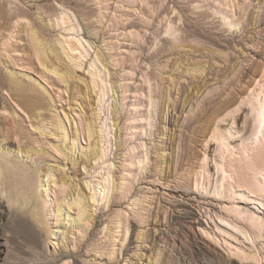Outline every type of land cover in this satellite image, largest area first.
<instances>
[{"label":"rangeland","instance_id":"374dc122","mask_svg":"<svg viewBox=\"0 0 264 264\" xmlns=\"http://www.w3.org/2000/svg\"><path fill=\"white\" fill-rule=\"evenodd\" d=\"M17 2V14L31 20L46 44L66 46L64 38L74 36L85 49L72 40L78 47L70 56L74 62H59L60 68L73 70L64 83L39 64L26 39L25 21L16 23L8 1L0 0V146L4 149V138L10 142L5 124L13 110L32 130L9 91L13 75L42 93L45 100L36 109L22 108L34 118L41 112L38 119L49 129L38 143L22 145L37 149L38 157L18 161L33 178L39 169L44 180L39 196L51 204L49 230H72L64 240L59 233L48 235L34 220L33 198L24 197L25 180L4 172L0 264H59L64 259L67 264H264V239L251 242L260 262L246 261L227 251L219 221L220 215L230 218L227 208L249 210L264 220V200L237 188L232 196L190 189L205 156L212 173L215 146L208 141L217 121L222 117L221 128L237 133L231 143L247 131L245 109L234 126L226 114L264 69V0H72L66 9L57 0ZM41 6L55 7L54 13L65 10L70 22L47 28L36 14ZM67 25L75 31L65 30ZM79 61L81 67H75ZM89 121L95 133L91 139ZM50 122L59 128L52 129ZM98 151L102 160L87 163L91 169L81 166ZM49 169L50 180L65 183L63 194L52 183L45 192ZM85 181H102L107 196L94 220L82 226L76 210L61 201L73 202ZM244 245L251 251L249 243Z\"/></svg>","mask_w":264,"mask_h":264},{"label":"bare ground","instance_id":"6f19581e","mask_svg":"<svg viewBox=\"0 0 264 264\" xmlns=\"http://www.w3.org/2000/svg\"><path fill=\"white\" fill-rule=\"evenodd\" d=\"M7 1H8L9 11L12 12L13 14L14 13L16 14L15 15L16 23H19L20 21H25L24 24L26 27V35H27L26 39L28 38V41L33 50L34 56L36 57L39 64L45 69H47L48 72L56 75L59 79H61V81L66 83L70 75L73 74L71 73V71L73 72V70H70V68L65 67L64 64H63L64 67L62 66L63 68H60L61 66H59V62L63 61V59L65 61V58L69 59L71 55H74L77 53L78 47H75V43L85 49L82 41L77 37L71 36V37L64 38L65 41H69V44H66V46L61 41L51 42V44H46L43 40H41L42 38L39 37L38 32L34 29L31 20L28 21L27 19H25V16L22 15L21 13L17 14V12H19V8L17 6L18 0H7ZM57 1L59 2V7L66 9L65 3L66 2L69 3L72 0H57ZM56 10L57 9H55V7H50L46 9L45 7L41 6L37 8L38 13L36 14L37 16H39L38 18L40 19V22L47 28H54L56 26L61 27V25L68 24L70 21H69V17L67 16V13L65 12V10H62L59 13H54V11ZM64 29L68 31H75V28L71 25H67L66 27H64ZM84 33L89 34L90 32L89 31L87 32V30H85ZM72 40H75L76 42L73 44ZM98 54H99V51L97 50L95 55H96V58L100 60L101 56L100 54L99 55ZM49 55H52L58 61V63H56V61L53 62L49 60ZM73 59L74 58L71 57L70 61L74 62ZM100 63L104 65L103 62H100ZM75 67H81V62L79 61L75 65ZM203 72H205V70L201 69L200 73H203ZM95 77H96V74H93V73L90 76L91 84L93 85V87H95L96 86L95 84H97L96 83L97 81L95 82ZM8 79H9V83H8L9 91L11 92V94L15 96V99L13 98L12 99L15 100L17 107L21 109L20 111L25 113L26 118L31 123L29 124L32 127V130L31 128L29 129L27 125H24L25 120L23 119V117H21V115L17 113V111L13 110L11 112L10 117L7 121L8 124H5L7 125V134L10 136L8 140H10V142L7 141L6 143L7 139L4 138L2 140V141H5V143H3V145H5L4 149L1 148L0 146V175L3 174L4 172L13 173V174H17L21 176L22 177L21 179L25 180L27 192L24 194V197L26 200L33 198L31 212L34 216L35 222L38 225H40L43 229H46L48 235L49 234L53 235L52 238H54L55 235L59 233L60 235L61 234L63 235V240H64L66 239L67 234L71 233L72 230L68 229L67 231H65L66 228L62 231L60 230L50 231L49 230L48 206H50L51 204L48 205V202L44 199V195L41 194L39 196L40 188L44 181L43 178H41V175H39V169H37V175L33 178L29 175V170L25 167H22V165L18 161L19 157L27 158L32 161L33 155L37 156L36 155L38 154L37 149H34L32 146L30 148H26V147L23 148L22 145L24 142H29L32 145L38 143L40 141L38 137L46 136V129H47L46 124L41 123L40 122L41 119H38V117L40 118L41 116V112L39 111L36 112L37 116L34 118L32 115H29L26 112V110H24L23 108L28 109V110L33 109V108L36 109L37 108L36 106L39 105V101L41 100L43 101L45 100V98L42 96V93L40 94V92H38V90H36L33 86L27 85L22 80H20L18 77L10 75ZM100 81L102 82V80ZM245 92H246L245 96L241 97L240 101L237 102L238 104H236V107L233 109H230V111L226 114V116L229 118V120L231 121V124H233L234 126V122H235L234 120L236 119L235 117L237 113L240 110L245 109L244 112H246V117L244 118L243 123L244 125L247 124V131L243 132L242 130L243 134L238 136V138L236 137L237 138L236 143H231V138H233V136L237 133L232 132L233 131L232 127L221 128L220 122L223 121V119H221L222 117L217 121V123L214 125L212 129V132H211V135L208 141L209 143L210 141L214 143V146H215L214 147L215 155L212 158V162H211V165H212L211 172L212 173L211 174L209 173V169L207 168L209 160L205 156L202 159L201 171L195 174L196 178L194 177V179L191 181L190 189L192 187L194 188L205 187L206 189H209L210 191H212V193L216 195L232 196L236 192L234 191V189L237 188V189L243 190V191H239V193L251 194L255 197H259L264 200V137H262L263 132H264V69L259 79L258 80L256 79L253 82L252 87H250ZM113 111L115 113L117 110L115 111V109H113ZM34 119H36V121H34ZM98 119L99 117L96 114L94 117V120L96 121ZM89 124H90V121L87 125L88 127L87 134H88L89 139H91V137L95 133L92 131L94 129L92 130L90 129ZM95 125H97L96 122H95ZM115 125H117V123H115ZM51 127L52 129L57 130V128H59V125L55 124V122H52ZM97 130L98 129H96V134L98 133L97 137H101V134H99L101 130L100 131L99 130L97 131ZM51 132L53 131L50 130V133ZM57 135H53V136L57 137ZM99 139H102V138H99ZM99 139H98V142H100ZM11 143H14V147L13 145H11ZM96 146H99V145H96ZM100 153H102V156L104 155L103 152H100ZM101 158H102L101 156L99 157V151H98V154H94V157L91 159H88L86 162H84L85 161L84 159V161L81 163V166L83 167L88 166L89 169H91V167L87 165V163L92 162L93 160L96 161V159H101ZM46 174L48 178L46 182L47 181L49 182L47 184L48 188L44 189L45 192H47V190H51L50 184L52 183L53 185H56L59 187L58 193L63 194L64 192L63 186L65 185V183L57 182L54 179L50 180L49 178L53 176L50 169H49V172L47 171ZM105 177H108V176H105ZM101 182H98L97 184H92L90 183V181H85L83 187L80 190H78V192L76 193V196L73 202L70 201L71 202L70 203L68 200L61 201V203L65 202L67 207H69V210H71L72 208L76 210L75 213H78L79 220L80 219L82 220L81 221L82 226H85L86 224H88L92 219L94 220V215L97 211L96 207L101 205L103 200H105L107 196L106 186L102 184ZM44 186H46V184H44ZM75 189L76 188H74V190ZM87 211H90V213L86 215L85 213ZM226 211L228 215L230 214L229 219L224 218L222 215L219 216V219H220L219 221L222 222L223 226L220 229L221 231L219 229L218 230L220 232L225 233V235L220 234L221 236L220 238H222L221 242H223L227 251H229V253H232L234 256L236 255L241 259H245V260L251 259V260L260 262L259 260L260 256L258 257L257 252L253 248V244L255 243L251 244V242H255L253 241V238L261 239V240L264 239V220L256 216L253 212H250L249 210H244L241 208H227ZM231 239L232 241L235 240V242L239 241L240 244L246 245V243H249L251 251H246V249L243 246H240V244L239 246L233 245ZM63 246L65 249L66 245L63 244ZM245 251L248 252V254H245ZM150 263L151 261L148 260L147 264H150ZM214 263L211 262V264H214ZM59 264H67V261L64 259ZM205 264H208V262Z\"/></svg>","mask_w":264,"mask_h":264}]
</instances>
